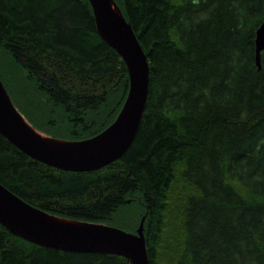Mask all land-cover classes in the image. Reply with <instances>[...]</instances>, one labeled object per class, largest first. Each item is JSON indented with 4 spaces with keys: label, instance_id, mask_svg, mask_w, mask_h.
<instances>
[{
    "label": "trees",
    "instance_id": "1",
    "mask_svg": "<svg viewBox=\"0 0 264 264\" xmlns=\"http://www.w3.org/2000/svg\"><path fill=\"white\" fill-rule=\"evenodd\" d=\"M112 1L149 66L132 142L100 167L67 170L33 158L0 132V183L51 215L115 226L108 219L139 192L148 264H264V49L260 67L254 57L264 0ZM0 47L68 118L67 135L47 131L56 139L92 136L125 101V62L99 34L89 0H0ZM1 76L0 70L10 99L34 127ZM119 91L112 117L97 128L91 115ZM174 205L179 227L161 254ZM118 227L136 232L138 224ZM0 264L131 262L116 253L41 245L0 222Z\"/></svg>",
    "mask_w": 264,
    "mask_h": 264
},
{
    "label": "water",
    "instance_id": "2",
    "mask_svg": "<svg viewBox=\"0 0 264 264\" xmlns=\"http://www.w3.org/2000/svg\"><path fill=\"white\" fill-rule=\"evenodd\" d=\"M89 2L99 34L125 62L129 89L119 113L111 123L92 136L67 141L76 143L75 147H82L109 134L104 144L83 155L63 152L49 146L40 135L24 125L19 116L22 113L0 81L4 89L0 90V132L33 158L67 170H89L119 157L130 145L138 130L148 89L147 56L118 5L115 3L120 11V20L119 16L112 14L108 0ZM122 22L125 24L124 28L121 26ZM123 29L128 34L125 35ZM254 42V57L260 67V50L264 49V20L255 30ZM34 209L38 208L0 183V222L19 236L49 247L68 251L116 253L127 257L131 264H148L142 223L136 232L92 221H84L88 226H74L49 221L39 216Z\"/></svg>",
    "mask_w": 264,
    "mask_h": 264
},
{
    "label": "rangeland",
    "instance_id": "3",
    "mask_svg": "<svg viewBox=\"0 0 264 264\" xmlns=\"http://www.w3.org/2000/svg\"><path fill=\"white\" fill-rule=\"evenodd\" d=\"M0 70L2 75L1 77L4 78L9 85L14 87V92L18 94L22 102H24L26 106L25 113L31 118V120L35 122V124H32L31 122L30 123L34 125V127H36L37 130L39 129L40 130V131L38 130L39 132L42 131L41 133L44 132L43 134L46 133L45 135L48 134L47 131H51L57 134L67 135V133L71 129V124L68 118H66L65 114L62 113V109L59 106H53L49 104L47 99L43 98V95L37 90L34 82L26 76L25 72L23 73V70L20 69L18 65L15 64L10 59L9 54L1 47H0ZM120 94H122V92L109 99L107 105L103 106L99 111L91 115V118L96 123L95 126L97 128L99 126L101 127L105 122H107L112 117L111 116L110 118H108L113 108L117 106ZM126 96L127 93L125 94L124 98ZM49 115L53 117L49 120V122H47L46 117H48ZM25 118L28 120L27 117ZM96 127L95 129H97ZM92 128L93 126L91 127V129ZM47 136H49L48 139L52 141L54 140L51 137L52 135L50 136L49 134ZM54 141H62V140L56 139ZM178 185H179V180L178 183L175 182L173 184V190H172L174 192L178 191L177 196L181 192ZM172 201L173 199L170 196L168 202L171 203ZM172 209H173V213L171 217H169L164 224V226L167 228L165 229L164 227L163 229L165 238L160 243L161 245L159 247V253L161 254L163 249L165 248V245L167 244L166 242L171 243L172 236L175 234V232L179 227V223H177L176 220L173 219L174 213L179 212V209L176 207V205H174ZM144 216H145L144 203L141 198V194L139 192H135L129 195L128 205L125 204L124 206L118 208L111 215V218H109L108 221L118 226L131 228L137 226V224L138 226L140 223L143 224ZM109 225L111 224L109 223Z\"/></svg>",
    "mask_w": 264,
    "mask_h": 264
},
{
    "label": "bare ground",
    "instance_id": "4",
    "mask_svg": "<svg viewBox=\"0 0 264 264\" xmlns=\"http://www.w3.org/2000/svg\"><path fill=\"white\" fill-rule=\"evenodd\" d=\"M108 3H109V6L111 8L112 14L113 15L116 14L117 16H119L118 19L121 18L120 11L117 8L116 4L112 0H108ZM107 23H108V21H106V24ZM121 26H122V28H124L125 24L122 22ZM123 33L125 35L128 34L124 29H123ZM261 51L262 50H260V52ZM0 90L4 91L1 83H0ZM19 116H20V119L22 120V122L24 123V125H26L32 132L40 135L49 146L56 148V149H59L63 152H69V153H73L76 155H83V154H86V153L92 151L96 147L104 144L107 141V139L109 138V134H106L101 139L96 140L94 143H91L89 145L82 146V147H75L76 143H73L72 141H67V140L54 141V140H56V138H53V137H52L54 139L53 141L48 139L49 136L39 132L37 129H34L33 126H30V124L27 122V120H25V118L22 114H19ZM58 140H60V139H58ZM35 212L39 216H41L42 218H45V219L52 221V222L64 223V224L74 225V226H88V224L84 221H79V220L74 221L73 219L70 220L68 218H63L60 216L51 215V214H49L45 211L39 210V209H36Z\"/></svg>",
    "mask_w": 264,
    "mask_h": 264
}]
</instances>
